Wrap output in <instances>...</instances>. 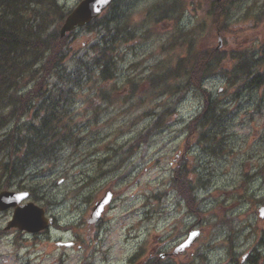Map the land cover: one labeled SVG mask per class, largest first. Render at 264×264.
I'll list each match as a JSON object with an SVG mask.
<instances>
[{"label":"rangeland","instance_id":"374dc122","mask_svg":"<svg viewBox=\"0 0 264 264\" xmlns=\"http://www.w3.org/2000/svg\"><path fill=\"white\" fill-rule=\"evenodd\" d=\"M57 1L67 12L80 2ZM176 1L115 0L93 31L69 35L67 72L81 58L99 57L100 48L91 47L111 38L113 28L124 27L126 38L116 39L110 80L101 81L92 68L88 77L83 74V84L66 94L67 141L53 162L31 161L19 176V168L9 164L11 151L0 153V191L5 186L36 190L48 199L43 205L60 226L40 236L5 231L12 211L0 213V264H146L150 256L158 264H232L231 256L243 264L255 252L264 262V219L257 214L264 206V78L261 86L241 91L240 81L228 84L220 71L203 83L222 110L215 130L224 141L217 155L208 152L198 130L190 136L186 130L202 110L198 94L180 80L172 81L170 90L176 91L167 93L164 84L150 89L149 83L185 57L189 42L213 48L218 37L228 56L226 72L233 68L231 54L246 51L264 76V0H232L228 34L204 26L213 1L221 5L222 0H181L183 8L170 12ZM57 82L48 79L49 89ZM183 165L200 214L187 209L172 184L174 170ZM108 191L113 198L101 227L85 222L74 227ZM192 230L200 234L183 255H161L171 253ZM77 236L82 248L56 246Z\"/></svg>","mask_w":264,"mask_h":264},{"label":"trees","instance_id":"16d2710c","mask_svg":"<svg viewBox=\"0 0 264 264\" xmlns=\"http://www.w3.org/2000/svg\"><path fill=\"white\" fill-rule=\"evenodd\" d=\"M222 2L221 5H216L213 1L211 9L205 14L204 26L208 24L207 27H218L228 34V9L232 0ZM181 8L183 3L177 0L170 7V12L180 11ZM261 12L262 10L258 15ZM66 14L57 0H0V129L8 122H13L14 126L24 132L22 140H0V153L4 149L17 153L15 160L11 161L19 167L20 173L34 155L44 152L53 155L58 147L66 143V121L63 117L66 94L83 84L92 68L98 72L97 77L101 81L110 80L114 71L113 51L116 39L119 35L126 38L124 27L113 28L115 33L111 38L104 36L96 47H91L92 50L100 48L99 57L88 61L81 58L76 61L75 69L67 72L65 63L70 49L67 46V37L60 39L58 35V26ZM103 18L85 29L93 31L94 27L102 23ZM105 28L109 33L108 26ZM210 30L213 32L211 28ZM218 33L216 30V34ZM199 43L194 42L192 47L189 42L185 57L179 58L165 71L152 76L149 83L150 89H160L164 84L167 93L176 91L170 90L171 83L180 80L184 86L198 94L202 110L187 124L186 130L188 136L198 130L206 141L208 152L217 155L222 150L224 141L215 130L222 110L219 108L220 100L203 88V83L213 73L220 71L228 84L240 81L241 85L237 90L241 91L245 87L261 86L264 76L255 71L257 60L250 53L233 52L230 58L233 68L228 73L223 65L228 57L225 52L217 51L216 47L205 49ZM84 73L86 77H83ZM50 78L58 79L51 89L47 84ZM104 97L109 99V96ZM26 116H30L29 121L24 120ZM150 130L151 128L147 132ZM10 136L17 135L11 132ZM124 161L125 159L121 160V164ZM188 169L186 165L177 167L172 184L186 205L195 210L196 214H200L194 204L193 184L189 179ZM261 258L258 253L251 255L246 264H264Z\"/></svg>","mask_w":264,"mask_h":264},{"label":"water","instance_id":"95a60500","mask_svg":"<svg viewBox=\"0 0 264 264\" xmlns=\"http://www.w3.org/2000/svg\"><path fill=\"white\" fill-rule=\"evenodd\" d=\"M113 0H82L77 7L66 17L60 29V36L64 37L67 32H70L78 27L90 23L92 20L99 17L112 3ZM220 42V40H219ZM28 197V193L21 194L2 192L0 193V211H4L16 205ZM110 196L107 194L92 209V221H96L104 210V207L109 203ZM260 217H264V207L259 210ZM49 221L44 216V210L30 203L25 206L15 208L14 214L6 227V230L17 228L19 230L30 233L40 232L48 227ZM197 233L191 234L189 239L184 242L177 250H183L189 247ZM176 250V251H177ZM175 251V253H176Z\"/></svg>","mask_w":264,"mask_h":264},{"label":"bare ground","instance_id":"6f19581e","mask_svg":"<svg viewBox=\"0 0 264 264\" xmlns=\"http://www.w3.org/2000/svg\"><path fill=\"white\" fill-rule=\"evenodd\" d=\"M0 132H3L5 138L11 140H22L24 138V132L21 128L14 126L13 122H8L5 126L0 129ZM14 132L17 136H10V133ZM32 160H36L38 162L44 161L46 162H53L54 158L53 155L49 152H44L40 154H36L33 156ZM261 245L264 246V241L261 242Z\"/></svg>","mask_w":264,"mask_h":264}]
</instances>
